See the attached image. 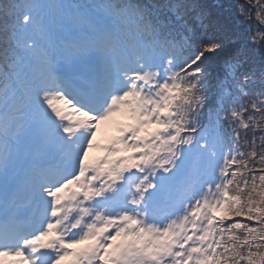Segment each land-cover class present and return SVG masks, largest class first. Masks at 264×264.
Returning a JSON list of instances; mask_svg holds the SVG:
<instances>
[{"label":"snow or ice","instance_id":"snow-or-ice-1","mask_svg":"<svg viewBox=\"0 0 264 264\" xmlns=\"http://www.w3.org/2000/svg\"><path fill=\"white\" fill-rule=\"evenodd\" d=\"M225 7L0 0V264H264V0Z\"/></svg>","mask_w":264,"mask_h":264},{"label":"rangeland","instance_id":"rangeland-1","mask_svg":"<svg viewBox=\"0 0 264 264\" xmlns=\"http://www.w3.org/2000/svg\"><path fill=\"white\" fill-rule=\"evenodd\" d=\"M102 127H109V126H102ZM111 130H108L107 132L101 133L99 132L97 134V142L100 144H103L105 142H107L108 138L111 136L116 135V131L115 128H109ZM98 155H102V152L99 149H95L93 150V152L90 153V157H94V156H98Z\"/></svg>","mask_w":264,"mask_h":264},{"label":"trees","instance_id":"trees-1","mask_svg":"<svg viewBox=\"0 0 264 264\" xmlns=\"http://www.w3.org/2000/svg\"><path fill=\"white\" fill-rule=\"evenodd\" d=\"M143 2L147 3L148 0H143ZM203 3L213 6L217 4L218 2H222L226 7H225V15L231 16L233 19L236 18V11L234 8H228L227 6L232 4L234 0H202ZM239 219V218H238Z\"/></svg>","mask_w":264,"mask_h":264}]
</instances>
